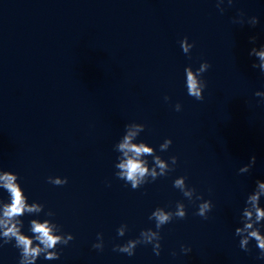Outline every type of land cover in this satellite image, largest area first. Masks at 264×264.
<instances>
[{
    "label": "water",
    "instance_id": "water-1",
    "mask_svg": "<svg viewBox=\"0 0 264 264\" xmlns=\"http://www.w3.org/2000/svg\"><path fill=\"white\" fill-rule=\"evenodd\" d=\"M221 7L217 0H0V174H17L26 203L42 206L17 218L22 235L33 236L35 219L74 236L57 246L59 259L41 255L36 264H264L255 240L245 252L235 235L247 195L264 181V97L255 95L264 92V73L249 55L264 45V0ZM185 36L194 42L187 55ZM204 61L211 67L198 101L187 94L184 69ZM132 122L145 125L133 143L152 146L165 163L177 157L173 171L136 190L115 175V145ZM166 138L172 144L161 152ZM253 155V168L239 173ZM141 159L155 167L152 156ZM180 176L212 201L207 219L195 215L201 201L173 187ZM177 201L187 216L160 229L159 256L151 244L132 256L113 251L156 230L152 211H175ZM9 202L0 188V217ZM98 233L102 251L92 247ZM14 243L0 247V264H19Z\"/></svg>",
    "mask_w": 264,
    "mask_h": 264
},
{
    "label": "clouds",
    "instance_id": "clouds-1",
    "mask_svg": "<svg viewBox=\"0 0 264 264\" xmlns=\"http://www.w3.org/2000/svg\"><path fill=\"white\" fill-rule=\"evenodd\" d=\"M224 0H217V8L223 12L221 5ZM231 5L232 0H228ZM243 23L242 20L237 21ZM248 23L253 27L258 23V18L250 17ZM256 37L250 38L251 43H255ZM180 46L184 54H189L194 47V42L189 43L188 37H184L180 40ZM250 56H254L258 59L259 63H253L252 68H259L261 73H264V45L259 47H253L250 52ZM211 65L204 61L198 68L193 70L189 65L185 67L184 72L186 75V89L187 94L196 100H203V92L206 88V82L202 79V74L205 73ZM256 96L264 97V92H256ZM165 101L170 98L165 96ZM175 110L180 111L181 105L177 103ZM145 125L141 123H128L125 125V133L116 145L115 150L121 155L118 156L119 163L115 164V168L118 171L115 173L117 178L124 180L126 184H130L133 190L139 189L145 183L155 181L158 177L166 176L170 171H173L177 164V157L171 156V163H165V160L160 155L156 154V150L147 143L141 141L139 143H133V139L137 138L138 134L143 132ZM172 144L170 138H166L162 144L159 145L161 152L167 151ZM149 155L153 157L155 167L151 169L148 166V161L141 159L142 156ZM256 163L255 155L251 156L248 163L239 168V173H248ZM171 165V166H169ZM159 168V172H157ZM186 177L180 176L173 181V187L178 189L185 198L189 201H201L198 204L195 215L200 216L203 219L208 218V213L212 210L213 204L211 200L203 199L202 195L196 193L194 187H189L186 183ZM18 181V175L13 174L11 171H3L0 174V188L6 190L10 196V202L3 205L2 217H0V240H2V247L14 240V247L20 250L19 264H36L37 259L43 255L46 260H57L60 258V252H58V245H67L74 239L71 233L62 234L55 231V225H50L48 220L43 223L33 219L30 221V232L33 236L30 238L28 235H22L20 227L22 222L17 219L23 216L25 213H34L41 210V205L31 204L29 206L26 203L27 196L22 191V187ZM48 182L56 185L63 186L68 183L67 177H49ZM255 189L247 195L245 201V207L241 212V227L235 228V235L240 237L239 246L245 252L251 251L249 249V243L255 240L256 247L259 249L260 255L258 259L264 260V233L261 232V228H264V207L260 205L261 198L264 197V181L256 180ZM50 214H53L52 212ZM187 216V210L185 204L181 201H177L175 211L166 210L162 207H157L152 211L149 216V220L155 222V229H144L140 232L139 237L136 239H130L124 244H116L113 246V251L125 253L128 256L135 254V249L138 245L151 244L153 246V252L159 256L161 250L160 229L175 219H184ZM127 231V225L122 224L117 229L118 236H124ZM35 242V245H34ZM94 249L103 250V234H97V243L92 245ZM181 251L183 253H189L190 247L181 245ZM175 255V253H173Z\"/></svg>",
    "mask_w": 264,
    "mask_h": 264
}]
</instances>
